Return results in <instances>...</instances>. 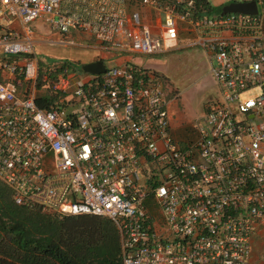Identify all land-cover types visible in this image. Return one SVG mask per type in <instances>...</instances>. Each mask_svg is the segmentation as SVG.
Listing matches in <instances>:
<instances>
[{
	"label": "built area",
	"instance_id": "1",
	"mask_svg": "<svg viewBox=\"0 0 264 264\" xmlns=\"http://www.w3.org/2000/svg\"><path fill=\"white\" fill-rule=\"evenodd\" d=\"M255 1L257 15L216 14L208 0H0V182L13 203L111 220L121 264H252V238L264 236V0ZM39 23L62 36L53 45L88 36L101 61L199 47L218 98L195 140L182 148L172 137L158 72L41 63Z\"/></svg>",
	"mask_w": 264,
	"mask_h": 264
},
{
	"label": "rangeland",
	"instance_id": "2",
	"mask_svg": "<svg viewBox=\"0 0 264 264\" xmlns=\"http://www.w3.org/2000/svg\"><path fill=\"white\" fill-rule=\"evenodd\" d=\"M208 2L215 13V10L217 12L221 6L230 4L234 0H208ZM42 28L38 29L35 45V53L41 63L64 60L73 62L76 69L80 71L82 64L86 63L88 58L92 60L97 53L101 52L95 48L91 38L85 36L80 38L74 33L75 37L70 36L81 45H53L50 41L62 38V36L55 33L50 34L43 23ZM179 38L181 44L185 43V35L180 34ZM103 63L109 67L116 65L117 61L107 58ZM127 63L154 68L163 77V86L167 96L173 99L167 106L171 115L172 137L182 148L191 144L196 138L193 126L202 124L206 105L218 98V89L210 74V63L203 51L199 47H184L183 44L176 50L154 56H132L131 61ZM257 93L259 91H253L251 95ZM147 168L148 170L155 169V165L149 162ZM0 186L5 187L1 182ZM144 205L152 215L159 216L160 209L152 197L145 199ZM251 247L252 264H264V236H254Z\"/></svg>",
	"mask_w": 264,
	"mask_h": 264
},
{
	"label": "trees",
	"instance_id": "3",
	"mask_svg": "<svg viewBox=\"0 0 264 264\" xmlns=\"http://www.w3.org/2000/svg\"><path fill=\"white\" fill-rule=\"evenodd\" d=\"M0 264H121L118 231L96 215L59 218L17 206L0 186Z\"/></svg>",
	"mask_w": 264,
	"mask_h": 264
},
{
	"label": "water",
	"instance_id": "4",
	"mask_svg": "<svg viewBox=\"0 0 264 264\" xmlns=\"http://www.w3.org/2000/svg\"><path fill=\"white\" fill-rule=\"evenodd\" d=\"M247 14V15H257L258 7L255 0L246 1V2H232L222 7L220 14ZM81 70L84 73L99 75L105 71V65L103 61L98 60L90 62L81 66Z\"/></svg>",
	"mask_w": 264,
	"mask_h": 264
},
{
	"label": "crops",
	"instance_id": "5",
	"mask_svg": "<svg viewBox=\"0 0 264 264\" xmlns=\"http://www.w3.org/2000/svg\"><path fill=\"white\" fill-rule=\"evenodd\" d=\"M225 6V5H224ZM222 7L223 6H221V9H222ZM221 9H220V11H221ZM217 14V13H216ZM37 28L39 29V28H42V23H39V24H37ZM43 30H45L44 28H42ZM37 35V34H36ZM84 36V35H83ZM79 37L81 38L82 37V35H79ZM85 37H87V38H89L88 36H85ZM184 42H186V40H184ZM104 57H106V54H102V53H97V55L92 59V60H89L90 58H88V60H87V62L86 63H84V64H87V63H90V62H93L94 60H100V59H102V58H104ZM131 59H132V56H124L121 60H118L117 61V64H128L127 62H129V61H131ZM84 64H82V65H84ZM145 68V67H144ZM147 69H151V70H153V71H156L154 68H147ZM157 72V71H156ZM173 120L175 119V118H172Z\"/></svg>",
	"mask_w": 264,
	"mask_h": 264
}]
</instances>
